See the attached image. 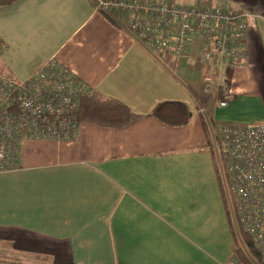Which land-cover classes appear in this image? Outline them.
I'll return each mask as SVG.
<instances>
[{
  "label": "crops",
  "instance_id": "crops-1",
  "mask_svg": "<svg viewBox=\"0 0 264 264\" xmlns=\"http://www.w3.org/2000/svg\"><path fill=\"white\" fill-rule=\"evenodd\" d=\"M225 2L252 15L246 58L238 66L225 63L222 86L210 90L203 79L216 75L215 66L201 65L195 50L186 58L150 55L89 0L0 6L4 56L14 42L31 40L29 51L40 52L30 75L54 57L92 93L141 116L117 129L83 123L69 143H24L20 168L0 175V264L234 259L218 215L223 203L213 157L196 148L217 124L264 122V0ZM165 102L185 103L189 123L172 128L150 116ZM212 208L224 233L223 253L213 252L206 228Z\"/></svg>",
  "mask_w": 264,
  "mask_h": 264
},
{
  "label": "built area",
  "instance_id": "built-area-1",
  "mask_svg": "<svg viewBox=\"0 0 264 264\" xmlns=\"http://www.w3.org/2000/svg\"><path fill=\"white\" fill-rule=\"evenodd\" d=\"M93 10L121 23L126 34L150 55L186 58L195 50L216 75L203 82L222 86L225 63L238 66L247 52L246 11L225 0L191 7L174 1L89 0ZM6 46L0 39V57ZM90 89L56 58L41 63L25 80L0 74V175L17 171L24 143L76 140L81 98ZM212 157L220 178L232 227L243 233L264 264V122L217 124L210 132ZM234 259L227 264H234ZM237 260V259H236Z\"/></svg>",
  "mask_w": 264,
  "mask_h": 264
},
{
  "label": "trees",
  "instance_id": "trees-1",
  "mask_svg": "<svg viewBox=\"0 0 264 264\" xmlns=\"http://www.w3.org/2000/svg\"><path fill=\"white\" fill-rule=\"evenodd\" d=\"M14 1L16 0H0V6L9 5ZM3 56L4 54L0 57V74H3ZM77 115L80 124H91L108 129L125 127L130 122L141 117L140 115L134 114L126 104L112 98H105L98 93L84 95L81 98ZM150 116L156 118L168 127L179 128L189 123L191 119V112L185 103L165 102L155 107L150 113ZM204 127H207L206 122L204 123ZM196 149L200 152L203 151L212 155L210 134L207 135L204 144L198 146ZM215 171L218 176L216 168ZM218 180L220 181L219 176ZM220 186L224 205L228 211L227 199L225 197L221 181ZM229 220L236 240V243L233 245V250L236 257L240 259L239 262L244 264H261L258 253L252 248L247 237L243 233L237 234L234 231L230 215Z\"/></svg>",
  "mask_w": 264,
  "mask_h": 264
},
{
  "label": "rangeland",
  "instance_id": "rangeland-1",
  "mask_svg": "<svg viewBox=\"0 0 264 264\" xmlns=\"http://www.w3.org/2000/svg\"><path fill=\"white\" fill-rule=\"evenodd\" d=\"M177 5L181 7H191L195 4L194 0H173ZM193 1V2H192ZM3 10V9H0ZM0 21H2V15L0 13ZM0 26H3V24L0 22ZM20 43V42H17ZM14 42V45H17V47L13 48V50L9 51L6 56L3 57V74L9 75L17 80H25L30 76L31 68L33 67L34 63H32L34 57L38 55L40 52L39 49L34 51H29V49L33 48L35 45L33 41H29L25 44H17ZM218 185L220 186L219 180ZM206 198L208 194V189L206 187L205 190ZM222 196V193H221ZM222 203L223 207L220 209L218 207V215L222 219L223 223L226 221V224L223 226V228H226V238L228 240V243L232 246L234 243H236L235 237L233 235L229 215L226 206L224 205L223 196H222ZM224 208V209H223ZM210 210V207L208 206L206 202V213ZM217 218V210L215 208H212L211 211L205 216V222H206V228L209 230V233L211 234V244H214V246L211 245V248L214 253H223L224 250V233L223 229L217 224L216 222ZM236 236V235H235ZM237 238V237H236ZM230 257L232 255H229ZM239 261L238 257H236ZM236 262V264L238 263ZM221 264H225L227 260L224 261V259L221 258ZM241 263V262H240ZM244 264V263H241Z\"/></svg>",
  "mask_w": 264,
  "mask_h": 264
}]
</instances>
